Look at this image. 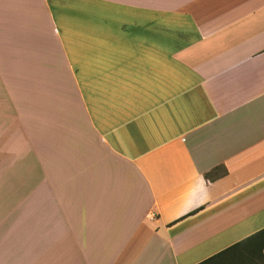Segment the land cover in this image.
Wrapping results in <instances>:
<instances>
[{
  "label": "crops",
  "instance_id": "1",
  "mask_svg": "<svg viewBox=\"0 0 264 264\" xmlns=\"http://www.w3.org/2000/svg\"><path fill=\"white\" fill-rule=\"evenodd\" d=\"M262 229L264 0H0V264H199Z\"/></svg>",
  "mask_w": 264,
  "mask_h": 264
},
{
  "label": "trees",
  "instance_id": "2",
  "mask_svg": "<svg viewBox=\"0 0 264 264\" xmlns=\"http://www.w3.org/2000/svg\"><path fill=\"white\" fill-rule=\"evenodd\" d=\"M199 264H264V229Z\"/></svg>",
  "mask_w": 264,
  "mask_h": 264
},
{
  "label": "rangeland",
  "instance_id": "3",
  "mask_svg": "<svg viewBox=\"0 0 264 264\" xmlns=\"http://www.w3.org/2000/svg\"><path fill=\"white\" fill-rule=\"evenodd\" d=\"M69 214V213H67ZM84 245H74V244H60L54 245L52 243H47L44 245V264H85V260H76L73 258V254L76 251H82ZM42 248V245H41ZM73 252V254H72Z\"/></svg>",
  "mask_w": 264,
  "mask_h": 264
}]
</instances>
